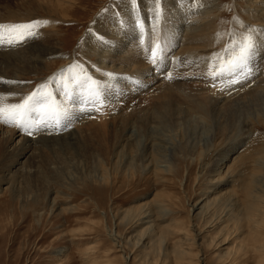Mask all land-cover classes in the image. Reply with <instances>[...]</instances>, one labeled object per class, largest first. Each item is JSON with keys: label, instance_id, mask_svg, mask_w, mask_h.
Wrapping results in <instances>:
<instances>
[{"label": "rangeland", "instance_id": "1", "mask_svg": "<svg viewBox=\"0 0 264 264\" xmlns=\"http://www.w3.org/2000/svg\"><path fill=\"white\" fill-rule=\"evenodd\" d=\"M40 1L36 0L35 3L40 5ZM147 1L71 0L64 5L67 14L65 11L51 14L41 10L35 12L31 9V0L0 1V24L41 22L34 38L17 46H0L3 53L28 56L35 46L42 45L57 50L54 56H43L46 58L42 62L44 67L38 73H31V69H27L30 73L21 71V74H27L25 79L31 89L28 95L42 85H47L46 91H51L57 101H64L69 108V116L62 122L63 126L34 131L31 136L20 128L0 122L1 144L4 142L3 133L7 130L13 129L18 134L7 144V150L19 146L24 137L32 139V143L46 138L59 139L48 145L43 142L44 146L40 143V146L35 147H42L37 152L33 148L23 159V162L26 161L25 169L16 178L12 177L8 183L1 185L4 191L0 197V264H181L182 256L174 244L185 237L177 232L178 226L184 227L185 234L190 236L185 248L189 250L187 254L191 252L190 260L187 254L183 257L190 264H230L227 260L230 257V261L233 259L232 251H235L238 238L233 228L238 224L236 215L242 212L249 200L245 195L246 185L253 170L257 169L256 160L264 152V93L256 95L261 99L246 97L259 91L251 90L258 86L256 82L259 77L264 76V72L259 76L254 70L262 67V64L255 65L254 61L264 54V32L257 27V22L249 25V29L237 24L240 17L249 21L256 0H215L217 8L211 16L217 18L220 13H225L223 18H218V32L226 35L224 45H216L218 47L213 52H204L200 47L193 55V61L176 56L182 48L180 43L186 25L198 19L192 18L195 14L188 13L198 9L202 3L199 0H182L184 15L179 25L181 37L169 49L162 37L161 11L154 18H149V14L155 13V10H149ZM257 2L261 3L262 0ZM138 10L144 12L145 21ZM168 13L170 20L175 22L177 19L170 11ZM34 16L40 17L33 19ZM130 25H133L135 36L144 37L147 47L154 46L149 48L146 59L141 60L146 65V60L152 63L149 75H153L154 71L160 75L163 79L157 80L158 83L150 85L142 78L143 71H139L140 75L134 73L122 80L117 76L121 72H118L115 64L109 68L113 74H108L99 66L104 61L100 60L107 49H122L119 38L123 37ZM252 25L257 28H251ZM114 27L121 28V36L117 34L116 37ZM169 33L172 35L173 30ZM249 33L253 35L255 47L249 58L248 70L215 80L208 75L209 63L217 56L227 60L229 50ZM104 42L109 44L105 46L107 43ZM153 52L157 53L155 62ZM203 54L207 55L209 63L204 64V58L199 57ZM69 60L78 63L79 67L68 71ZM0 66L8 72L14 70L11 65ZM15 66L25 69L27 64ZM55 74L54 80L39 84ZM77 74L91 76L100 82L106 100L103 106H96L99 110H95L91 104L81 103L86 100L87 94L72 82L71 77ZM169 74L171 79L168 78ZM232 80L238 82L229 84ZM64 83L72 84L75 103L65 99ZM156 85L158 90L154 89ZM202 86L204 89L200 88ZM1 92L0 96L6 95ZM189 92L200 94L198 96L202 97L201 101H205V104H208L206 99L213 95L229 100L220 102L216 108L209 107L210 111L207 108V115L184 114L180 109L195 101ZM4 98H8V104L21 103L23 100L16 102L14 99L17 98L8 94ZM225 110L226 114L223 112ZM230 112L235 117L229 119L230 123L238 120L240 128L246 131L242 141L248 138L245 145L240 143L236 147L241 157L234 162L233 171L227 176L222 175L220 179L217 173L212 172V168L228 157L229 164L233 163L235 158L234 151L223 148L228 135L219 132ZM121 113L125 114L126 120L142 117L143 122L137 124L125 121L119 124L123 120L118 119L115 123V118ZM155 116L160 118L153 123L152 118ZM32 118L38 119V116L33 114ZM152 140L154 146L149 144ZM5 149L0 153V178L7 164L12 161L8 159ZM200 153L204 154L203 157H200ZM203 165L210 169L203 171ZM155 167H167L171 172L154 173ZM207 198L218 199V204L210 210L218 209L219 215L211 218L209 210L207 216L194 219L198 212H194L192 206ZM54 199L56 206L53 204ZM150 211L155 214L150 219L153 223L148 224L142 218L145 212ZM160 211H163L162 214ZM129 213L135 215L131 221L129 218L124 219ZM207 217L211 222L221 219L224 224L208 229L197 244L191 227L197 224L201 230L205 229ZM161 226L164 230L169 227L164 231L165 235L160 234ZM221 227L229 229V237L225 238L226 233L217 235ZM112 230L118 232L121 240H113ZM59 250L67 252L59 255Z\"/></svg>", "mask_w": 264, "mask_h": 264}, {"label": "bare ground", "instance_id": "2", "mask_svg": "<svg viewBox=\"0 0 264 264\" xmlns=\"http://www.w3.org/2000/svg\"><path fill=\"white\" fill-rule=\"evenodd\" d=\"M66 1H71V0H44V1L42 0V1H40V5L38 3H35L36 0H31V9L33 11H35V12H38V10H41V11H44V13H46V14H51L54 11H57V13H62V12L65 11V13H66L67 9H65V6H64ZM257 1L258 0H256V2H255V6L253 5L254 6L253 10H251V12H250L249 21H246L243 17H240L238 22H237V24L243 25L245 29H247V28L249 29V27H250L249 25L253 24L254 22H257L256 23L257 27L262 28L261 32H264V0H262L261 3L257 2ZM147 2H149V6H148L149 10H155L154 11L155 13H150L149 14L150 15L149 18H154L156 13L159 10L161 11L162 21H161L160 25H161V29H162V37L165 39L166 45L170 49L176 43L179 42V39L181 37V32L182 31H181V26H179V25H181L180 21L182 20L183 15H184L183 12H182L183 7L181 5L182 4V0H148ZM199 2L202 3V4H200L199 8L195 9V10H192V11H190L188 13V14H192V13L195 14L192 18H195V17L197 18L198 17V19H196V20L193 19L194 21L191 20L190 22L188 21L189 23L186 25L187 29L184 32L185 33L184 34V38L181 40V43H180V45H182V48L180 49V52L176 56L178 58H189V59H192V61H193L194 60L193 59V55L195 54V52H197L200 49V47H202L200 50H204V52L205 51H212L213 52V50L217 49V47L219 46L220 43L224 42L223 41L224 38H226V35L224 33L221 34L222 32H220V33L218 32L219 19L223 18L225 13H220L217 18L212 17L211 14L214 13L215 9L217 8V4H214L215 0H199ZM136 9H138V8L136 7ZM68 10H69V8H68ZM138 11H140L142 13V10H138ZM168 11H170V13L177 19L175 22L170 20ZM146 12H148V11L146 10ZM143 13L141 14V16L143 17V19L145 21V16H144ZM199 13H201V14H199ZM38 17H40V16H34L33 19H37ZM246 23H247V25L245 26L244 24H246ZM152 26H153V21H152ZM152 26H151V30H152ZM257 27H255L253 25L251 26V28H257ZM132 28H133V25H130V27L126 30V33L123 35V37H121V38L118 37L119 40H121V48L122 49L120 51H116V50L111 51V50L107 49L105 51V53H104V56H102V60H100V61H103V60L104 61L102 63H100L99 66H100V68L103 71H107L108 74H113L112 73L113 71L110 72L109 68H112L114 66V64H115V66H117L118 69H119L118 72H121V73L117 72L118 73L117 76H118L119 79H122V80H126L123 77L129 76V75L134 74V73L136 75H140L139 71H143V73H142L143 75L141 74L143 76L142 78L147 80L150 83V85H151L153 83H156L157 80L159 81V80H162L163 78H160V75H157V73H155V71H154L153 75H149V73H150V71L152 70V67H153V66L151 67L152 63L149 62L148 60H146L147 63H148V65H146L143 62V60H141V59H146V57L149 55L148 53H150L149 48H154V46L147 47L146 44H145V41H144V37L135 36V31H132L133 30ZM134 28H135V26H134ZM113 30L116 32L115 33L116 37L118 36L117 34L120 35L121 28L118 29V28L114 27ZM170 30H173L172 35H170V33H169ZM92 37H95V36H92ZM229 40L230 39H228V41ZM231 40H233V39H231ZM98 41H99V39L96 41V44L98 43ZM260 42H261V40H260ZM104 43H107V42H104ZM108 44L109 43L104 44V45L106 46ZM29 45H27V46H29ZM216 45H218V46H216ZM222 45H224V43ZM2 51L0 52V65L1 64L11 65V66H13L14 70L8 72L6 69H3L0 66V75H2L4 73L6 74V72L8 73V74H6V76H4V75L0 76L2 78L4 77V79H2V80L0 79V81H2V84L0 82V91H2L3 94H6V95L8 94V95H11L12 97L13 96L16 97L17 99H14V101H16V102H20V100H22V98L26 97L28 95V92L31 90L30 88H28V87H30L29 86V82L27 81V79H25L26 75H27V74L25 75V73H27V72L30 73L27 69H31V73H33V72L38 73L44 67L42 62H43V59H46V58H44L43 56L44 55H48V56H52L53 55L54 56L56 54V52H57V50L55 48L47 47L46 45H44V46L43 45L42 46H35V48L32 49V52L30 50V53H28V56L23 55V56L19 57V56H17V53L16 54H12V55L11 54L7 55V54L3 53ZM181 53L182 54L186 53L187 55L183 56ZM196 55H197V53H196ZM105 56H106V59L104 58ZM199 57H203L204 58V64L210 62V60L208 59L207 55H205V54L200 55ZM107 62H109V65L107 64ZM263 62H264V54L258 56L255 59V61H254L255 65L259 66V65L262 64L261 68L254 69L256 71V73H259V76H261V74H263V72H264V63ZM25 64H27V67L25 69H17V66H15V65H25ZM74 65H78L79 66L78 63H75V62L69 60L68 70L71 68V66H74ZM104 65H105V67H103ZM81 66H84V65H81ZM21 71H24L25 73L21 74L22 73ZM116 71H117V68H116ZM28 76H30V75H28ZM56 76H57V74H55L53 77L49 78L47 81L45 80L46 82L42 81L39 84L49 83L51 80H54L56 78ZM195 76H196V74H195ZM179 81L180 80H178V82ZM256 83H258V86L253 88L251 91L253 92V90L256 89V90H259L260 92L258 91V92H256V94H253L250 91L252 94L246 96L247 99L250 96L251 97L255 96L256 98L257 97L260 98V96H256V95H260L261 93H264V89H262V88H264V76L259 77V79H258V81ZM176 86H178V85H176ZM155 87H154V89H157L158 86L156 85ZM159 87L161 88L160 84H159ZM200 88L204 89L203 86L200 87ZM175 89H177V88H175ZM166 91H167V89H166ZM202 91H204V90H201L200 92H202ZM2 92H1V94H2ZM203 93H205V92H203ZM188 94H191V96L194 98L195 101L194 102L192 101L193 104H191V105L188 104L189 106L186 107L187 109L186 108H181L180 112H183L184 114H185V112L188 113V114L190 113L189 115H197V116L201 115V114L204 115V114L208 113L207 108H208V110H209V107L210 108H216L217 105L221 104L220 102L229 100V99H226V98L221 97V96L213 95L212 97L210 96L211 98L209 97L210 99H208V100L206 99L208 104H205L206 103L205 101H203V100L201 101L202 97L200 98V96H198L200 94L196 95L195 92H189ZM207 94H208V91H207V93L205 95H207ZM5 96L3 95V97H5ZM251 97L249 99H252ZM244 99H243V101H246ZM186 100H187V103H189L188 99H186ZM3 103L8 104V98H4ZM187 103H185V104H187ZM253 103L254 102H252V104ZM243 105H246V103L244 104V102H243ZM255 105H259V104H255ZM219 107H221V106H219ZM176 108H178V107H176ZM221 108H223V107H221ZM214 110H216V109H214ZM223 112H224V114H226L225 113L226 110L223 111ZM223 112H222V114H223ZM232 114H233V112H230L229 114L227 113L228 117L226 115V120H225L226 123L224 125H222V128L220 129L221 131L219 130V132H221L222 135H224V136L228 135V138L225 140V142L223 144V148L225 150L234 151L235 152L234 153L235 154V158H234L233 163H230V164H229V157H228L227 160H225L223 162L221 161L220 163H218V165L216 167L214 166L215 164L213 165L214 167L212 168V172L213 173H217V176H219L220 179H221L222 175H226L227 176V174H229L230 172L233 171V166L235 165L234 162H237L236 160H238L241 157L240 152H237L239 149H236V147L240 143L245 145V143H246L245 140L248 138L247 137V138L243 139V141H242V138L244 137V133L246 131L243 130V128H240V126L238 125V122H239L238 120H236V121L234 120V122L230 123L229 119L230 118H232V119L235 118V117H233ZM124 116H125V114L121 113L119 117L115 118V123L117 121H119V120H123V121H119V124L120 123L124 124L125 121H131V122L133 121V122H135L137 124L143 122V118L142 117H132V120H126V119H124ZM223 116H225V115H223ZM180 117H181V114H180ZM159 118L160 117H158V118L157 117L156 118L153 117L152 118L153 123L158 122L157 120ZM191 118H193V117H191ZM106 120H107V118H106ZM102 124H103V122H102ZM6 130L3 129V131H6ZM72 134H74V133H72ZM67 135L69 136V134H67ZM67 135H65V136H67ZM63 136L64 135H62V137ZM16 137H18V134L13 129L11 131L7 130L6 132H4L3 133V138H2V140L4 142L1 141L2 144L0 143L1 144V149H2V150H0V153L2 151H4V149L7 146V144L9 142H11ZM62 137H60V138L62 139ZM127 139H129V138H127ZM58 140L59 139H51V138L47 139L46 138V139H43V141H37L35 143H32V139L24 137L21 140V144L19 146H17V145L13 146L14 148L12 150H7V147H8L7 146L5 151H6L8 159L10 161L11 160L12 161L9 164H7L8 165V166H6L7 169L5 171H3V173L4 172L5 173H4L3 177L1 176V178H0V197H1L2 193H3V191H4L3 188L1 187V185L8 183L9 180L12 179V177H15L17 174H19L20 172H22L25 169L26 161L23 162L24 161L23 159L25 158V156L29 152L32 151L33 148H35L37 146H40L39 145L40 143H41V145H43L42 144L43 142H46V143H44V145H48L49 143H52V142H55V141H58ZM4 143H6V144H4ZM149 144H153V146H154L155 142H153V140H152V141L149 142ZM156 147H157V145H156ZM41 148H39V149H41ZM39 149L35 148V151L37 152ZM152 150H153V148H152ZM7 151H8V153H7ZM203 155H204L203 153H200V157H203ZM261 155H262V157L259 156V158L256 160V163H255L257 165V169L253 170L252 174L250 175V180L248 181V186L246 185L245 195L247 196V198H249V200H247V203L245 202L246 205L243 206L242 212L236 215V217H237L236 219L238 220V224L236 225L237 227H233V228L236 229V231L234 233H235V236L238 237V238H237L236 241L234 240L235 241V246H234L235 247V251L231 250L232 253H234V254H232V255H234V257H233V259H231V261H230L231 257L227 260V261H229L230 264H264V152H262ZM228 156H229V154H228ZM217 161H218V159H217ZM19 166H21V167L24 166V167L23 168H18ZM155 166H156V163H155ZM153 167H154V165H153ZM155 168L156 169L154 171H152L154 173H155V171L156 172H166V174L171 172L170 171L171 169H167V167L166 168L162 167L161 169L159 167H158L159 169L157 167H155ZM208 169H210V167L207 168V166H204L203 171L207 172ZM3 170H4V168H3ZM0 171H2V170H0ZM24 173H26V172H24ZM13 180H14V178H13ZM216 200H218V199L217 198H213V199L207 198L205 201L196 202L195 204L193 203L194 204V205L192 204L193 205L192 206L193 211L194 212H198V214L196 216H194V219H196L197 216H202V217L207 216V214H208L209 210L211 209V207L214 206L215 204H218V201H216ZM55 202H56V200L54 199L53 200L54 206H56ZM235 205H236V203L234 204V206ZM220 206H222V205H220ZM222 208H225V207L223 206ZM219 209L221 210V208H219ZM217 210L218 209H214V208H213V211L210 210V213H211L210 217L211 218L216 217L217 214L219 215V211L217 212ZM151 212L152 211H150L149 213L145 212V215L142 218L143 221L145 220V222L148 223V224L149 223L150 224L153 223V222H151L150 219L152 218V215H154L155 213L152 214L153 212L152 213ZM160 212L162 214L163 211H160ZM102 214H104V213L102 212ZM231 215H232V212H231ZM231 215H229V217H231ZM160 216L162 217V215H160ZM133 217H135V215L133 213H129V214H126V216H124V219L125 218H129V221H131ZM114 220L115 221L117 220L115 216H114ZM218 221L219 222H215V221L211 222V219L208 221V217H207V222H205V226H204L205 229H203V230H201L200 227L197 224H193V226L191 227L193 230H191V231H193V235L195 236L194 238L197 240L196 241L197 244H199V241L202 240V237H201L202 234L204 232H206L208 229L214 228L216 225H223L224 224V222H221V219H219ZM239 221H241V222H239ZM225 223H227V222H225ZM151 226H150V228H151ZM167 228H169V227L167 226ZM161 229H160L161 233L160 232L159 233L160 234H164V231L166 229L164 230L163 227ZM177 229H178L177 232L179 234H182L185 237L184 239H178L177 241H175V244H174V246L177 249L176 251L182 256V257L179 256L180 259H181L180 263L181 264H190V262L187 261V259L183 258L187 254L186 251L188 249L185 250V248H186V245H188L187 243H189L188 240H189L190 236L188 234H185L184 227L178 226ZM228 230H226L225 228L221 227V228L218 229L217 235H222V234L224 235V233H226L225 238L229 237L230 234H229V232H227ZM110 232L113 233L111 236L115 237V239H113L115 242H118L119 238L121 240V237H119L118 232L116 233L113 230L110 231ZM168 235H169V233H168ZM226 240L227 239H225L224 241H226ZM157 242L159 243V241H157ZM194 242H195V240H194ZM66 252H67L66 250H59L58 254L62 255V254H65ZM190 253L191 252H189L187 254L188 258L191 256ZM189 260H190V258H189ZM191 264H192V262H191Z\"/></svg>", "mask_w": 264, "mask_h": 264}, {"label": "snow or ice", "instance_id": "3", "mask_svg": "<svg viewBox=\"0 0 264 264\" xmlns=\"http://www.w3.org/2000/svg\"><path fill=\"white\" fill-rule=\"evenodd\" d=\"M40 26L41 22L39 21L8 25L0 24V46H17L26 42L27 39L34 38L37 35L35 30ZM254 47L253 35L249 33L237 41L233 48L229 50V58L227 60L217 56L215 60L209 63L208 75L215 80L225 76H234L237 72H246ZM152 55L153 62H155L157 53L153 52ZM216 61H219V63ZM77 67L79 66H71L68 71L71 72L73 68ZM81 73H83L82 68ZM61 76L63 77V73ZM168 78H172L170 74ZM71 80L87 94L86 100L81 101V103L91 104L95 110H99L96 107L97 105L103 106L106 97L99 81H96L91 76H81L79 74L73 75ZM233 82L238 81L232 80L229 81V84ZM47 87V85H42L41 88L24 97L21 103L16 104H4V97L0 96V122L20 128L30 136L34 131L63 126L62 122L69 116V108L64 101H57L51 91H46ZM63 87L65 89V99L75 103L72 84L64 83ZM33 114H36L38 119H33Z\"/></svg>", "mask_w": 264, "mask_h": 264}]
</instances>
